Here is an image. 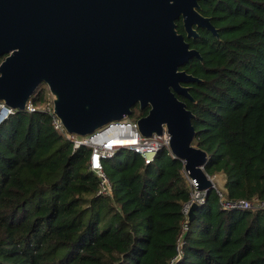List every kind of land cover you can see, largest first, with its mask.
Returning <instances> with one entry per match:
<instances>
[{
	"label": "trees",
	"instance_id": "1",
	"mask_svg": "<svg viewBox=\"0 0 264 264\" xmlns=\"http://www.w3.org/2000/svg\"><path fill=\"white\" fill-rule=\"evenodd\" d=\"M201 6L219 37L200 28L188 39L202 56L181 68L201 79L190 84L194 101L179 96L195 114L193 143L209 154L205 171L225 175L230 198H264V0ZM124 151L104 161L113 196L102 197L89 147L75 150L44 111L8 113L0 123V264H169L190 200L184 163L167 149L150 164ZM185 240L176 264H264V212L224 210L212 188Z\"/></svg>",
	"mask_w": 264,
	"mask_h": 264
},
{
	"label": "water",
	"instance_id": "2",
	"mask_svg": "<svg viewBox=\"0 0 264 264\" xmlns=\"http://www.w3.org/2000/svg\"><path fill=\"white\" fill-rule=\"evenodd\" d=\"M201 0H0V123L10 109L26 110L45 83L55 113L69 133L86 136L113 120L150 105L137 119L144 136L171 135L173 155L199 190L215 186L205 171L206 150L193 144L195 114L179 96L194 101L191 83L201 79L181 69L202 60L178 31L194 27L219 37ZM199 205L194 202L189 220Z\"/></svg>",
	"mask_w": 264,
	"mask_h": 264
},
{
	"label": "built area",
	"instance_id": "3",
	"mask_svg": "<svg viewBox=\"0 0 264 264\" xmlns=\"http://www.w3.org/2000/svg\"><path fill=\"white\" fill-rule=\"evenodd\" d=\"M40 96L35 97L34 94L27 103L26 111H44L51 116L52 125L57 132L64 135L68 140L73 142L74 149L81 146H87L91 149L89 157V169L99 178V189L97 194L102 197L113 196V184L104 167V161L113 158L122 150H129L137 153L144 160L145 164L153 163L158 153L167 149L173 155L170 148L171 135L167 128L163 134H154L152 136H144L139 130L137 119L125 118L122 120H113L103 127L95 130L86 136L69 133L60 117L55 113L53 96L40 100ZM4 105V104H2ZM14 112V109H10ZM132 144H126L128 141ZM174 156V155H173ZM182 173L186 177L190 187V200L183 207L184 220L182 230L177 240V253L169 264H176L184 255V245L186 243L185 235L189 230V210L191 205L196 202L198 205L204 204L208 195L207 190H199L198 182L189 177V173L183 169ZM213 179V178H212ZM215 188L218 194L220 207L224 210H242V211H263L264 198L254 196L252 198H230L224 187H220L215 179Z\"/></svg>",
	"mask_w": 264,
	"mask_h": 264
},
{
	"label": "flooded vegetation",
	"instance_id": "4",
	"mask_svg": "<svg viewBox=\"0 0 264 264\" xmlns=\"http://www.w3.org/2000/svg\"><path fill=\"white\" fill-rule=\"evenodd\" d=\"M201 1H207V0H201ZM201 1H200V5H201ZM201 9H202V6H201V8H200V12L202 13V11H201ZM203 14V13H202ZM205 16V15H204ZM208 17V16H207ZM179 22H181L182 23V25H183V20H182V18H180L179 20H177V25H179ZM212 22V21H211ZM197 30H198V32L200 33V31H199V29H200V27H197V26H194ZM183 28H184V25H183ZM202 29H206V28H202ZM206 30H208V29H206ZM178 31H179V29H178ZM209 31V30H208ZM180 32V31H179ZM211 32V31H210ZM180 33H182V34H184V36H185V38H186V40L188 41V39H195V38H193V37H188L187 36V33H186V31H185V28H184V32H180ZM201 35V34H200ZM200 37V36H199ZM196 38H198V37H196ZM189 42V41H188ZM190 43V42H189ZM190 46H191V44H190ZM191 48H194V47H192L191 46ZM5 58V56H2V59H1V61L3 60ZM149 110H150V105H148V106H146L145 108H141L140 107V104H139V102L137 103V104H135V105H133L132 106V115L131 116H134V117H137L136 119H138V118H140V117H143V116H146L147 114H148V112H149Z\"/></svg>",
	"mask_w": 264,
	"mask_h": 264
},
{
	"label": "rangeland",
	"instance_id": "5",
	"mask_svg": "<svg viewBox=\"0 0 264 264\" xmlns=\"http://www.w3.org/2000/svg\"><path fill=\"white\" fill-rule=\"evenodd\" d=\"M0 62H1V61H0ZM49 95H51V92H50L48 86H47L45 83H42V84L39 86V88L36 90V92L34 93V96H35V97H37V96H41L43 99L48 98ZM130 118H131V119H136L137 117L131 116ZM193 144H194L195 146H197L195 143H193ZM127 153H128V150H125V151L123 152V154L120 155V156H124V155H126ZM221 175H222V176H221ZM212 178L215 179V181H216V183H217L218 185H221V184H222V183H221V178H224V179H225V175L222 174V173H218V174H216L215 176H213ZM220 187H222V186H220Z\"/></svg>",
	"mask_w": 264,
	"mask_h": 264
},
{
	"label": "crops",
	"instance_id": "6",
	"mask_svg": "<svg viewBox=\"0 0 264 264\" xmlns=\"http://www.w3.org/2000/svg\"><path fill=\"white\" fill-rule=\"evenodd\" d=\"M223 174V173H222ZM222 176V175H221ZM221 185H219V186H222V187H224V184H225V179L224 178H221Z\"/></svg>",
	"mask_w": 264,
	"mask_h": 264
},
{
	"label": "bare ground",
	"instance_id": "7",
	"mask_svg": "<svg viewBox=\"0 0 264 264\" xmlns=\"http://www.w3.org/2000/svg\"><path fill=\"white\" fill-rule=\"evenodd\" d=\"M132 143H133V141H130V140H129L126 144L129 145V144H132Z\"/></svg>",
	"mask_w": 264,
	"mask_h": 264
}]
</instances>
